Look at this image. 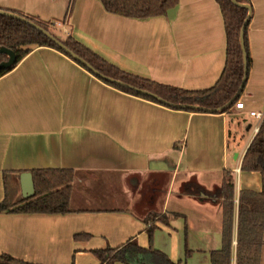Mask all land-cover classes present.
Wrapping results in <instances>:
<instances>
[{"label": "crops", "instance_id": "1", "mask_svg": "<svg viewBox=\"0 0 264 264\" xmlns=\"http://www.w3.org/2000/svg\"><path fill=\"white\" fill-rule=\"evenodd\" d=\"M248 1L242 110L172 109L108 86L48 47L34 48L0 77V203L24 199L22 173L74 174L69 213L0 214V255L28 264H100L95 250L129 241L148 249L146 219L155 213L167 222L154 221L153 250L175 264H211L210 253L222 247V207L180 192L191 181L213 191L228 172L235 264L239 193L262 190L259 173L240 170L252 126L242 146L236 126L239 116L264 113V0ZM0 10L62 22L67 36L108 64L160 85L207 90L224 69L215 0H178L165 16L145 20L107 13L98 0H0Z\"/></svg>", "mask_w": 264, "mask_h": 264}, {"label": "trees", "instance_id": "2", "mask_svg": "<svg viewBox=\"0 0 264 264\" xmlns=\"http://www.w3.org/2000/svg\"><path fill=\"white\" fill-rule=\"evenodd\" d=\"M98 1L101 2L107 13L138 20L165 16L178 3V0ZM215 1L220 7L224 21L226 35L225 65L219 80L212 88L207 90L187 91L138 78L108 64L70 36H67L63 40L60 38L59 41L105 77H110L129 86L150 92L171 104L198 105L206 109H218L226 105L235 96L243 78V60L239 44V32L247 16V10L234 6L229 0ZM236 1L238 3L249 4L248 0ZM69 11L70 9H68L66 16H68ZM18 15L34 22L52 36L56 37L47 27V25H51L54 22H42L34 18ZM247 26L244 32V45L249 70L251 60L247 41ZM0 46L11 50L16 58L11 68L0 71V77L13 70L26 55L37 47L54 49L93 75L84 65L73 60L42 33L27 23L6 16H0ZM6 59L7 57L4 54H0V63ZM96 78L121 92L160 104L151 97L144 96L126 87L108 83L99 77ZM237 100L233 102L232 106ZM160 105L176 109L164 104ZM230 108L224 110L222 113L227 112ZM240 170L242 172L259 173L261 176L262 190L259 193L248 190H243L239 193L235 264H264V118L259 126L258 132L250 142L242 158ZM30 174L32 175L34 184L33 197L21 199L16 204H10L4 200L0 203V214L52 215L69 213L73 172L64 170H33ZM180 194L192 196L204 202L221 205L222 247L220 250L210 253L211 264H231L235 207L232 175L225 172L223 184L213 191H207L197 182H186L182 185ZM157 219L163 223L167 222L163 216L155 213L149 214L146 219L147 223L152 220L151 225L147 228L149 237L148 249H142L135 242L129 241L114 249L106 248L103 250H95L93 254L99 259L100 264H175L164 254L152 248L153 232L156 229L154 221ZM189 256L190 252L186 251L185 257L187 258ZM0 264L28 263L15 260L7 255H0Z\"/></svg>", "mask_w": 264, "mask_h": 264}, {"label": "water", "instance_id": "3", "mask_svg": "<svg viewBox=\"0 0 264 264\" xmlns=\"http://www.w3.org/2000/svg\"><path fill=\"white\" fill-rule=\"evenodd\" d=\"M229 1L234 6L247 10V16H246V18L242 24V27L240 29V32H239V44H240V49L242 52V60H243L242 61L243 62V78H242L241 84H240L239 89L236 92L235 96L226 105H224L223 107L218 108V109H206V108H203V107L198 106V105L171 104V103H168L167 101L163 100L162 98H160V97H158V96H156L150 92L129 86V85H127L121 81L112 79L110 77H105L102 74H100L97 70H95L90 64H88L86 61H84L82 58L78 57L76 54H74L69 49H67L59 41L60 40L59 37L52 36L50 33L45 31L43 28H41L39 25L35 24L34 22L27 20L26 18L21 17L18 14L8 12V11H3V10H0V16H6L8 18H12V19L27 23L29 26L36 29L37 31L42 33L45 37H47L49 40L54 42L62 51H64L66 54H68L73 60L84 65L87 68V70H89L94 76L99 77L108 83L115 84V85H118L121 87H126V88L133 90L137 93H140L144 96L151 97L152 99L156 100L160 104H164V105H167L170 107H174L176 109L202 111V112H208V113H222V112H224V110L230 108L232 106L233 102L239 98L240 94L243 92V89L245 87V83L247 81V75H248L247 54H246L245 45H244V32H245V28L248 25L249 20L251 18V7L249 4L238 3L236 0H229ZM0 54H4L7 57V59L5 61H2L0 63V71L7 70V69L11 68L16 61L14 53L11 50H8V49L0 46ZM19 180H20L22 197L24 199H28V198L33 197V195H34V184H33V180H32V175L30 173H22L19 176Z\"/></svg>", "mask_w": 264, "mask_h": 264}, {"label": "rangeland", "instance_id": "4", "mask_svg": "<svg viewBox=\"0 0 264 264\" xmlns=\"http://www.w3.org/2000/svg\"><path fill=\"white\" fill-rule=\"evenodd\" d=\"M62 25H63L62 22L59 25L56 23H53L51 25H47V27L49 28L50 32L53 35L63 40L64 38L67 37V30L66 28H63ZM237 120H238V124H236V126L238 125V129L240 130V134L242 136V141L240 143V145L242 146L248 141L249 136H250L249 132L246 131L247 126L251 125L253 128L254 126L258 124V120H256L255 118L248 117L247 114H244L243 116H239ZM8 191H9V194L12 195L14 194L15 189L13 188V186L12 187L10 186ZM18 198H19V193H17V199ZM189 257L187 258L185 257V260H187Z\"/></svg>", "mask_w": 264, "mask_h": 264}, {"label": "built area", "instance_id": "5", "mask_svg": "<svg viewBox=\"0 0 264 264\" xmlns=\"http://www.w3.org/2000/svg\"><path fill=\"white\" fill-rule=\"evenodd\" d=\"M233 107L237 110H242L244 109V104L243 102L240 101V99H238L237 102L234 103ZM250 116L258 120V124L252 128V134L256 135V133L258 132L259 126L264 118V113L250 112ZM231 264H234V263H231Z\"/></svg>", "mask_w": 264, "mask_h": 264}]
</instances>
